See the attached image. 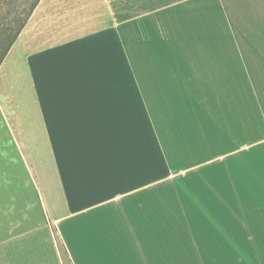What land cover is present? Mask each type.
Wrapping results in <instances>:
<instances>
[{"label":"crops","instance_id":"crops-1","mask_svg":"<svg viewBox=\"0 0 264 264\" xmlns=\"http://www.w3.org/2000/svg\"><path fill=\"white\" fill-rule=\"evenodd\" d=\"M0 264H264V0H40L0 63Z\"/></svg>","mask_w":264,"mask_h":264},{"label":"trees","instance_id":"trees-1","mask_svg":"<svg viewBox=\"0 0 264 264\" xmlns=\"http://www.w3.org/2000/svg\"><path fill=\"white\" fill-rule=\"evenodd\" d=\"M39 2L40 0H31L17 15L12 18H6L7 21L0 22V63L28 22ZM2 3L3 0H0V6Z\"/></svg>","mask_w":264,"mask_h":264},{"label":"rangeland","instance_id":"rangeland-1","mask_svg":"<svg viewBox=\"0 0 264 264\" xmlns=\"http://www.w3.org/2000/svg\"><path fill=\"white\" fill-rule=\"evenodd\" d=\"M30 1L31 0H3V3L0 6V22L7 21L6 18H12L17 15V13L23 10V7L27 6ZM32 200H35L34 194Z\"/></svg>","mask_w":264,"mask_h":264}]
</instances>
